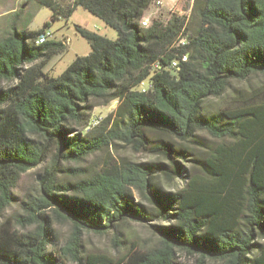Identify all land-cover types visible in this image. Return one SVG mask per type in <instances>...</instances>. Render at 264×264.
<instances>
[{"label":"trees","instance_id":"16d2710c","mask_svg":"<svg viewBox=\"0 0 264 264\" xmlns=\"http://www.w3.org/2000/svg\"><path fill=\"white\" fill-rule=\"evenodd\" d=\"M37 1L66 18L82 7L118 37L77 26L91 52L59 76L45 68L66 45L36 42L49 22L0 39V264H264V84L206 106L264 75V0H194L190 16L170 11L146 27L154 0ZM113 102L91 127L94 108ZM122 146L149 159L69 165ZM39 167L21 212L2 220L22 175ZM129 222L156 241L85 251L86 232L125 243ZM57 224L70 227L64 242Z\"/></svg>","mask_w":264,"mask_h":264},{"label":"rangeland","instance_id":"374dc122","mask_svg":"<svg viewBox=\"0 0 264 264\" xmlns=\"http://www.w3.org/2000/svg\"><path fill=\"white\" fill-rule=\"evenodd\" d=\"M69 0H64L68 2ZM194 0H180L175 10L181 14L190 16ZM170 9L157 7L154 3L146 12L145 17L150 21L153 17L162 15L167 17ZM46 22L50 23L47 28L52 32L50 40L62 41L66 45L65 51L55 55L47 64L45 70L52 76H59L64 70L76 59L77 56H86L91 52V44L82 36L77 26L96 32L110 39H116L118 32L116 29L108 26L99 17L91 14L82 7H78L69 18L55 15L54 11L37 0H0V39L16 26L17 28H28L29 30H39L43 28ZM264 84V75H255L247 81H234L231 89L221 98L212 97L207 103V109L214 112L229 103L230 97L235 89H252ZM117 103L113 102L106 106L95 107L92 115L93 118L101 116L107 117L116 107ZM112 155L116 158L126 156L134 160H145L149 157L135 154L130 148L120 147L119 151L110 148L109 151L100 152L91 155L82 163L71 162V166H85L89 168H99L103 164L104 157ZM43 171V167L29 170L24 173L19 181L17 188L14 190L15 201L6 209L5 217L20 213V202L25 194L38 186V173ZM169 188V187H168ZM18 228H21L18 226ZM22 230L30 228H21ZM58 239L64 242L68 237L70 227L67 224L56 225ZM122 239L125 243L120 246L115 245L113 234L100 235L93 232H86L83 238L84 249L89 251H103L114 255L122 254L126 249L135 245L138 248L148 246L156 241V238L150 232L149 228L137 222H129L122 227Z\"/></svg>","mask_w":264,"mask_h":264},{"label":"built area","instance_id":"2783aa9c","mask_svg":"<svg viewBox=\"0 0 264 264\" xmlns=\"http://www.w3.org/2000/svg\"><path fill=\"white\" fill-rule=\"evenodd\" d=\"M154 4L161 8L164 4V0H154ZM177 5V0H175L172 4V6L170 7V11L171 12H178L175 10ZM192 10V9H191ZM180 13V12H178ZM141 24H143V26H149L151 24V21L149 18L144 17L141 21ZM186 30V26L183 28V30L181 31L178 41L176 42V45L178 46H184L186 44H188L189 42V38H188V34L185 32ZM52 37V32L49 29H46L43 33H41L38 37H37V44H43L46 41L50 40ZM188 60V55L187 54H183L181 59H174L170 65V69L173 70L175 73L177 72V70H179L181 68V62H186ZM151 85L149 83V81L144 84V86L142 87V89L145 91L147 88H149ZM103 118L101 116H97L96 119H94V126L98 125L100 123V121Z\"/></svg>","mask_w":264,"mask_h":264},{"label":"crops","instance_id":"0c3cea01","mask_svg":"<svg viewBox=\"0 0 264 264\" xmlns=\"http://www.w3.org/2000/svg\"><path fill=\"white\" fill-rule=\"evenodd\" d=\"M175 0H164V4L162 7L168 8L170 9V7L172 6L173 2ZM180 0H177V4L179 3Z\"/></svg>","mask_w":264,"mask_h":264},{"label":"bare ground","instance_id":"6f19581e","mask_svg":"<svg viewBox=\"0 0 264 264\" xmlns=\"http://www.w3.org/2000/svg\"><path fill=\"white\" fill-rule=\"evenodd\" d=\"M94 119H96V118H94ZM94 119H92V120H91V124H90V125H91V127H93V126H94Z\"/></svg>","mask_w":264,"mask_h":264}]
</instances>
